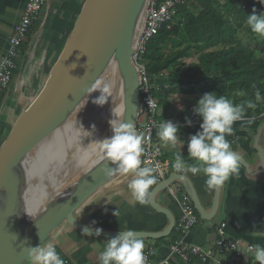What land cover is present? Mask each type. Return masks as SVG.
Wrapping results in <instances>:
<instances>
[{"label": "crops", "instance_id": "crops-1", "mask_svg": "<svg viewBox=\"0 0 264 264\" xmlns=\"http://www.w3.org/2000/svg\"><path fill=\"white\" fill-rule=\"evenodd\" d=\"M83 2L84 0H47L40 21L30 28L28 37L20 49L18 67L13 74L9 88L0 96V144L18 115L42 88L51 67L71 35ZM25 3L26 0H0V54L5 48L6 39L13 26L23 14ZM119 90L123 91L122 85H119ZM175 97L176 95H173L169 98L167 115L163 119L178 123L179 138L185 143L181 146V142H178L175 149L166 148L162 146L156 132L154 136L156 147L163 158L171 163V167L175 153L179 151L187 164L194 163L188 157L187 142L189 136L199 130L202 122L193 110L184 106V102H176ZM162 109L160 107V113ZM186 117L192 121L190 127L186 124ZM249 119L252 121L251 124L246 123ZM162 121L158 120L159 123ZM262 122L264 119L254 120L245 117L244 121L235 122L233 134L226 136L233 151L249 163L253 172L260 170L261 167L258 155L253 149V138ZM259 145L264 152V130L261 133ZM172 172H175L173 167ZM183 175L187 176L193 184L205 210H210L215 190L206 187V178L202 174L185 173ZM132 178L131 173L115 174L75 211V217L89 226L103 230L162 231L168 223L166 216L156 212L149 204L141 205L133 199L128 188V183ZM156 184L157 182L152 188ZM169 185L178 191L185 189L180 180H174ZM156 201L159 205L169 209L177 220L180 211L167 193V188L157 193ZM116 211L117 216L114 215ZM93 221H95L94 224ZM222 222L226 223L227 234L237 238L242 244L264 247V168L260 173L251 175L239 164L238 174L232 175L220 187L219 205L214 216L210 220L199 217L197 224L186 235L185 240L209 245L214 239L216 228ZM175 236L176 231L165 237L162 242H157V239H143L144 249L153 246L157 250L158 257L168 255L169 246ZM106 240V238L95 235L91 237L82 235V231L63 223L51 232L43 244L49 242L55 244L64 263L70 261L71 264H99L98 254L103 250ZM217 260L203 263L195 258L189 263H184L172 258L171 262L172 264H258L252 254L217 255ZM23 264H31L30 257Z\"/></svg>", "mask_w": 264, "mask_h": 264}, {"label": "water", "instance_id": "water-1", "mask_svg": "<svg viewBox=\"0 0 264 264\" xmlns=\"http://www.w3.org/2000/svg\"><path fill=\"white\" fill-rule=\"evenodd\" d=\"M146 0H84L74 22L71 35L61 49L42 88L30 104L18 115L0 144V264H23L30 256L29 247L44 243L51 232L66 223L80 231L85 227L95 233V227L79 221L74 213L112 176L103 172L114 167L104 156L89 166L76 181L73 191L52 202L26 234L16 213L26 174L24 157L47 135L63 124L87 96L96 78H100L114 59L122 79L123 118L136 130L140 107L139 79L132 63V42L137 21ZM262 122L253 138L261 167L253 172L241 156L239 164L246 172L256 175L264 168V152L259 145ZM117 174V173H116ZM171 172L152 188L150 207L168 220L162 231H137L142 239H160L172 234L176 218L156 201L158 192L174 180H180L189 194L195 210L202 219L210 220L219 205L220 188L214 191L210 210L206 211L189 178ZM121 230H103L99 237L110 239Z\"/></svg>", "mask_w": 264, "mask_h": 264}, {"label": "clouds", "instance_id": "clouds-1", "mask_svg": "<svg viewBox=\"0 0 264 264\" xmlns=\"http://www.w3.org/2000/svg\"><path fill=\"white\" fill-rule=\"evenodd\" d=\"M259 3L264 5V0H259ZM246 23L253 33L264 37V12L257 14L254 8L253 12L247 15ZM96 90H99L100 95L93 99V103L103 106L111 96V85L96 78L87 93L91 94ZM256 98L260 99L259 92L256 93ZM254 106L252 103L248 104V107ZM193 111L202 121L199 130L191 134L187 142L188 157L194 163L187 164L179 151L175 153L172 167L176 173L182 174L181 178L185 173L202 174L206 178V187L216 190L239 172L240 157L233 151L226 136L233 134L235 122L245 120V106L234 104L232 100L211 91L198 99ZM121 116L120 110L112 108V118L108 123L113 134L96 141L104 159L114 165L105 166L103 172L106 176L131 173L133 178L129 181L128 188L133 199L141 205H148L152 196L151 188L156 183V177L153 175L156 169L141 166V155L144 152L142 137L137 134L133 123L125 122ZM185 121L189 127L192 125L191 119L186 117ZM246 123L251 124L252 121L249 119ZM155 128L163 147L175 149L178 142H181V146L185 143L179 138L178 123L163 119ZM92 129L95 130V125ZM114 215L117 216V211ZM101 232V228H96L95 233L88 227L82 229V235L89 237H99ZM144 247L143 239L137 236L134 230H121L115 237L106 240L103 250L98 254L99 264H146ZM247 251L254 256L258 264H264V247L252 245ZM28 252L31 264H64L55 244L51 242L29 247Z\"/></svg>", "mask_w": 264, "mask_h": 264}, {"label": "trees", "instance_id": "trees-1", "mask_svg": "<svg viewBox=\"0 0 264 264\" xmlns=\"http://www.w3.org/2000/svg\"><path fill=\"white\" fill-rule=\"evenodd\" d=\"M254 8L257 14L264 12L259 0H183L173 28H163L153 36L142 57L153 84L152 94L159 110L163 108L157 120L167 115L169 98L182 85L197 101L204 93L215 91L242 104L248 118L264 110V45L258 50L240 37V32H246L251 41L264 43V37L253 33L246 23ZM249 103L255 106L248 107Z\"/></svg>", "mask_w": 264, "mask_h": 264}, {"label": "built area", "instance_id": "built-area-1", "mask_svg": "<svg viewBox=\"0 0 264 264\" xmlns=\"http://www.w3.org/2000/svg\"><path fill=\"white\" fill-rule=\"evenodd\" d=\"M47 0H26L23 14L13 26L6 39L5 48L0 54V96L4 94L12 81L14 72L18 67L20 49L28 37L30 28L40 21L42 10ZM183 0H146L143 7V19L138 32L135 31L132 42L131 60L135 66L139 79L140 107L138 111L136 132L142 137L144 152L141 155V166L155 168L153 173L156 182L165 180L172 172L171 163L163 158L155 145V125L159 124V105L152 94L153 84L150 81L145 64L142 61L146 46L153 36L161 29L173 28V19L177 8ZM244 8L245 2H242ZM137 30V28H136ZM254 120L264 119V110L253 117ZM167 193L171 196L179 209V216L175 222L176 236L169 246V254L158 257L156 248L149 246L143 250L146 264H172L171 259L189 263L193 259L207 263L217 260V255L237 254L249 255L251 244L244 245L240 240L227 234L226 223L222 222L215 230L214 239L209 245L187 242L186 235L191 232L198 222V215L187 191H178L170 185ZM218 262V260H217ZM64 264H71L70 261Z\"/></svg>", "mask_w": 264, "mask_h": 264}, {"label": "rangeland", "instance_id": "rangeland-1", "mask_svg": "<svg viewBox=\"0 0 264 264\" xmlns=\"http://www.w3.org/2000/svg\"><path fill=\"white\" fill-rule=\"evenodd\" d=\"M240 37L245 42L249 40L251 45L258 50H261L264 45L261 41H251L249 34L246 32H240ZM260 55L262 56V54ZM194 58L187 59L185 62L188 63ZM111 77L114 80L112 81L113 98L108 97V101L103 106H98L93 103V99L100 95L99 90L87 94L71 116L63 123L62 130L65 133V139L62 143L64 145L56 142L52 150H49L47 178L44 180L46 189L42 203L43 210L47 209L52 200L56 202L60 197L67 195L85 170L104 156L100 152L96 141L110 137L113 134L108 121L112 118V108L114 109L123 98V91L119 90L122 79L117 63ZM186 87V85H182L178 88V92L173 95H176V102H184V106L188 107L187 109L193 110L191 107H194L197 99L194 100L193 95L185 93ZM183 98H185V101H183ZM93 125H95L94 131L92 129Z\"/></svg>", "mask_w": 264, "mask_h": 264}, {"label": "bare ground", "instance_id": "bare-ground-1", "mask_svg": "<svg viewBox=\"0 0 264 264\" xmlns=\"http://www.w3.org/2000/svg\"><path fill=\"white\" fill-rule=\"evenodd\" d=\"M142 19L143 10L141 11L137 21L136 32H138L140 28ZM115 65L116 61L113 59L107 69L99 78L111 85V96H109L110 99L113 98L114 95L112 91V81L114 80L113 77H111V74L113 73ZM114 109H118L121 111V118L123 119V98H121L120 103H118L116 107H114ZM62 126L63 124H61L56 130L42 139L24 157V161L26 164V174L22 187L20 202L18 203L16 213L19 217V222L22 225L23 231L26 234L30 233L31 231V220H36L45 212V210H43L42 203L45 197L44 180L46 179L47 156L49 150H52V147L56 144V142L62 143V141L65 139V133L62 130ZM62 145L64 144L62 143ZM74 187L67 195H69L73 191ZM67 195L60 197L59 200L66 197ZM52 202H54V200H52L50 203Z\"/></svg>", "mask_w": 264, "mask_h": 264}]
</instances>
